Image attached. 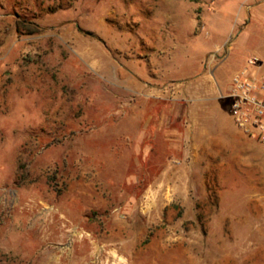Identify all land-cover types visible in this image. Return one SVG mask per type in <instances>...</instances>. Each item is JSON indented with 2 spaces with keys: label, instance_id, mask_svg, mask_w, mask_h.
Here are the masks:
<instances>
[{
  "label": "rangeland",
  "instance_id": "obj_1",
  "mask_svg": "<svg viewBox=\"0 0 264 264\" xmlns=\"http://www.w3.org/2000/svg\"><path fill=\"white\" fill-rule=\"evenodd\" d=\"M244 2L0 0V264H264V148L194 99Z\"/></svg>",
  "mask_w": 264,
  "mask_h": 264
},
{
  "label": "crops",
  "instance_id": "obj_2",
  "mask_svg": "<svg viewBox=\"0 0 264 264\" xmlns=\"http://www.w3.org/2000/svg\"><path fill=\"white\" fill-rule=\"evenodd\" d=\"M218 19L222 20L223 18L225 21H228L231 24L230 27V32L225 33V35H231L234 34L236 29L235 38L233 39V43L237 42L238 46L245 47L247 49H244L242 51H239L236 53L234 56H231V51L235 48L233 46V43L231 45V50L229 52V55L227 59L231 62L232 66L237 69H241L244 67L247 63L250 57L256 56L259 58L260 63H257L254 67L257 70L256 77H260V75L263 67H264V51L262 52L261 48L264 45V0H245L244 4L240 7L239 10L235 14H225V13H219L217 14ZM247 18V22H243L244 18ZM258 27L262 28V34L257 31ZM253 36V37H252ZM258 36V37H257ZM252 37V45H250V38ZM239 49H237L238 51ZM245 64V65H244ZM236 73V71L234 72ZM207 79V75L203 77L202 82L205 83ZM213 91V90H211ZM215 91V90H214ZM213 91V93H215ZM194 98L197 101H219L220 99H225L224 96H194ZM193 99V98H192ZM230 106V104H229ZM211 113V116L213 117V123L218 124L220 126L221 134L220 137H218L219 140L222 141H227L229 140L232 144H234V147L242 149L245 151V153L252 152L256 147L255 144L257 143L258 146L261 145L263 148L264 146L254 140L253 138L249 137L247 134L243 132L240 128H238L230 114V109L229 112L226 115V120H223V111L219 108H213V109H208L204 108V117H209ZM207 120V119H206ZM228 123V128H229V133L234 134L232 137H229L228 139H225V135H223L225 126L224 123ZM260 147V146H259ZM262 149V148H261ZM264 152V149H262ZM261 160L262 163V158H256L253 155L252 156H247L245 158V161H251L250 164H253V161ZM260 198L261 202L264 200V187L261 189L260 192Z\"/></svg>",
  "mask_w": 264,
  "mask_h": 264
},
{
  "label": "built area",
  "instance_id": "obj_3",
  "mask_svg": "<svg viewBox=\"0 0 264 264\" xmlns=\"http://www.w3.org/2000/svg\"><path fill=\"white\" fill-rule=\"evenodd\" d=\"M259 62L256 56L231 77L224 96L230 103L235 125L264 146V75L256 77L251 67Z\"/></svg>",
  "mask_w": 264,
  "mask_h": 264
},
{
  "label": "trees",
  "instance_id": "obj_4",
  "mask_svg": "<svg viewBox=\"0 0 264 264\" xmlns=\"http://www.w3.org/2000/svg\"><path fill=\"white\" fill-rule=\"evenodd\" d=\"M1 261H3L2 259H1ZM2 263V262H1Z\"/></svg>",
  "mask_w": 264,
  "mask_h": 264
}]
</instances>
